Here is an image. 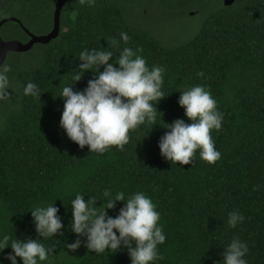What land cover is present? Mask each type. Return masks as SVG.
Here are the masks:
<instances>
[{
    "label": "trees",
    "instance_id": "obj_1",
    "mask_svg": "<svg viewBox=\"0 0 264 264\" xmlns=\"http://www.w3.org/2000/svg\"><path fill=\"white\" fill-rule=\"evenodd\" d=\"M151 1L169 12L177 6L180 14L204 13L202 25L169 44L128 10L126 0H71L61 10L57 38L7 54L3 64L11 66L15 89L8 102H0V235L38 239L30 209L55 202L64 234L40 238L52 249L41 264H131L123 247L100 254L83 244L75 252L67 249L76 239L69 229L70 202L79 193L97 199L99 207L105 188L126 196L140 191L156 205L166 235L158 245L163 259L154 264H221L234 236L248 244V264H264V0H235L229 6L223 0ZM55 3L0 0V20L17 18L29 32L45 35L53 27ZM121 32L129 35L127 44ZM0 36L5 42L30 40L17 22H6ZM125 46L142 49L150 68L165 69L156 125L145 122L129 130L123 150L81 149L59 126L63 101L58 96L64 86L83 90L95 78L93 67L76 83L73 79L82 51L109 47L115 59ZM29 81L38 86L35 96L22 94ZM197 84L211 91L223 113L221 129L211 132L221 158L208 164L197 151L192 164L171 163L161 156L158 141L166 124L178 118L189 122L178 99L180 91ZM120 207L118 202L108 215ZM233 210L244 216L234 228L228 225ZM9 252L10 247L0 259Z\"/></svg>",
    "mask_w": 264,
    "mask_h": 264
},
{
    "label": "clouds",
    "instance_id": "obj_2",
    "mask_svg": "<svg viewBox=\"0 0 264 264\" xmlns=\"http://www.w3.org/2000/svg\"><path fill=\"white\" fill-rule=\"evenodd\" d=\"M87 2L94 4L95 0ZM120 39L127 44L130 37L127 32H121ZM112 46L118 47L115 39ZM102 49L82 51L78 56L81 63L73 76L76 83L84 72L95 67V78L89 80L83 90H74L71 84L64 86L58 96L63 101L60 128L81 149L87 146L89 152L96 153H104L111 146L123 150L129 141V130L145 122L156 125L157 104L165 97L162 91L165 69L159 65L150 68L139 54L142 49L125 46L115 59L109 47ZM100 66L103 71H99ZM14 89L11 66L0 64V102H8ZM38 91V86L29 81L23 86L22 94L35 96ZM178 105L184 109L189 122L178 118L166 124L167 131L158 141L161 156L171 163L189 165L199 151L203 161L215 164L221 153L215 147L211 132L221 129L224 117L211 91L204 85L191 86L180 91ZM103 197L106 200H102L99 207L97 199L85 200L79 193L71 200L69 229L76 239L67 243V249L75 252L83 244L89 252L100 254L123 247L131 264H154L162 260L158 245L165 242L166 235L158 223L160 213L152 199L144 192L126 196L123 191L113 193L110 188L104 189ZM118 202L122 203L118 214L108 215V210H115ZM30 212L39 238L21 240L0 235V254L11 248V252L0 259V264L5 260L9 264H41L49 259L52 249L46 248L40 238L63 236V218L55 202L35 205ZM243 220L239 210L228 213L229 227L234 228ZM247 252L248 244L234 236L224 248L221 264H248Z\"/></svg>",
    "mask_w": 264,
    "mask_h": 264
},
{
    "label": "rangeland",
    "instance_id": "obj_3",
    "mask_svg": "<svg viewBox=\"0 0 264 264\" xmlns=\"http://www.w3.org/2000/svg\"><path fill=\"white\" fill-rule=\"evenodd\" d=\"M126 1L129 5L128 10H131L133 15L136 13L141 20H145L148 26L169 44L179 43L188 38L204 20V13L194 14L195 11L190 13L188 11V14L185 12L180 14L177 6L174 8L175 11L169 12L168 9H162L158 2L151 0ZM144 12L146 15L140 17L142 16L140 13Z\"/></svg>",
    "mask_w": 264,
    "mask_h": 264
},
{
    "label": "water",
    "instance_id": "obj_4",
    "mask_svg": "<svg viewBox=\"0 0 264 264\" xmlns=\"http://www.w3.org/2000/svg\"><path fill=\"white\" fill-rule=\"evenodd\" d=\"M71 0H56L54 15H53V27L51 31L46 35H34L31 34L26 28L24 31L30 36V40L27 43H21L19 41H3L0 39V64L6 59L9 52H26L29 51L35 44H47L53 39L57 38L60 32V14L63 6ZM235 0H223L224 5L229 6ZM6 21H17L14 18L4 19L0 26ZM19 23V21H17Z\"/></svg>",
    "mask_w": 264,
    "mask_h": 264
},
{
    "label": "flooded vegetation",
    "instance_id": "obj_5",
    "mask_svg": "<svg viewBox=\"0 0 264 264\" xmlns=\"http://www.w3.org/2000/svg\"><path fill=\"white\" fill-rule=\"evenodd\" d=\"M9 18H14V17H9ZM6 19H8V18H6ZM14 19H16L17 21H19L17 18H14ZM4 19H1L0 20V23L3 21ZM17 21H6V22H17ZM6 22H4L1 26H0V29H1V27L6 23ZM18 23V22H17ZM19 24L21 25V27L24 29L25 27L20 23V21H19ZM31 33V32H30ZM31 34H33V33H31ZM48 34V33H47ZM28 35V34H27ZM46 35V34H45ZM28 39H31L30 38V36L28 35ZM0 39H3L1 36H0Z\"/></svg>",
    "mask_w": 264,
    "mask_h": 264
}]
</instances>
